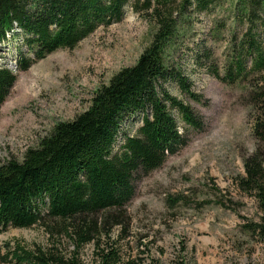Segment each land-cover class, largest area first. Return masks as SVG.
<instances>
[{
  "label": "trees",
  "instance_id": "16d2710c",
  "mask_svg": "<svg viewBox=\"0 0 264 264\" xmlns=\"http://www.w3.org/2000/svg\"><path fill=\"white\" fill-rule=\"evenodd\" d=\"M221 6L229 7L232 17L247 27L240 40L231 38L223 73L206 69L232 84L264 71L259 41L264 0H0V53L10 44L16 48L15 58L0 59V107L16 81L13 67L24 71L57 49L74 48L98 27L120 22L127 7L154 24L151 40L135 63L101 85L83 112L56 123L20 161L0 164V233L39 225L58 238L47 247L4 243L0 264H85L80 251L88 244L93 247L90 264H136L122 259L115 240L109 241L110 232L114 226L123 231L128 224L126 206L135 194L134 180L185 146L188 130L204 127L187 102L203 97L174 57L200 15ZM194 46L197 66L203 64L202 57L212 58L209 48ZM10 61L12 68L6 66ZM165 85H174L182 98ZM260 94L254 99L264 102L257 99ZM135 119L141 123L128 134L123 125ZM253 132L257 148L244 160L245 175L236 183L260 210L258 221L245 230L264 243V118L254 119ZM62 239L72 249L61 251ZM183 252L180 249L170 264H186Z\"/></svg>",
  "mask_w": 264,
  "mask_h": 264
},
{
  "label": "rangeland",
  "instance_id": "374dc122",
  "mask_svg": "<svg viewBox=\"0 0 264 264\" xmlns=\"http://www.w3.org/2000/svg\"><path fill=\"white\" fill-rule=\"evenodd\" d=\"M193 27L174 59L203 97L187 102L204 127L188 130L185 146L134 180L135 194L126 206L128 224L123 231L114 226L109 241L115 240L122 259L136 264H170L182 248L186 264H264V243L245 230L258 221V204L236 183L245 175L244 160L257 148L253 123L264 118V102L255 101L254 95L260 92L257 99L264 101V71L229 84L206 69L223 73L231 38L240 40L245 33L246 24L233 18L229 7L201 14ZM153 31L152 22L127 7L120 22L98 27L72 49H57L24 71L12 68L14 61L7 63L16 81L0 107V164L20 161L56 123L83 112L101 85L135 63ZM259 41L264 48V32ZM194 44L209 48L212 58L202 57L197 66ZM7 50L0 53L5 62L16 57L12 44ZM165 86L182 98L174 85ZM140 123L127 121L123 129L134 134ZM178 123L184 130L182 121ZM121 143L117 140L116 149ZM175 197L177 203L168 200ZM57 239L39 225L8 228L0 233V246L47 247ZM58 244L63 252L72 249L64 239ZM92 251L91 244L80 251L85 264H90Z\"/></svg>",
  "mask_w": 264,
  "mask_h": 264
},
{
  "label": "bare ground",
  "instance_id": "6f19581e",
  "mask_svg": "<svg viewBox=\"0 0 264 264\" xmlns=\"http://www.w3.org/2000/svg\"><path fill=\"white\" fill-rule=\"evenodd\" d=\"M12 64H14V63H12ZM11 68V67H10Z\"/></svg>",
  "mask_w": 264,
  "mask_h": 264
}]
</instances>
